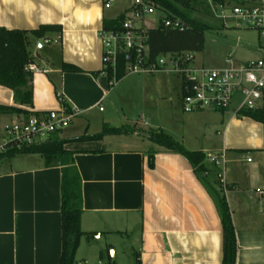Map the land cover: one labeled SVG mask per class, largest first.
Instances as JSON below:
<instances>
[{"label": "crops", "instance_id": "crops-1", "mask_svg": "<svg viewBox=\"0 0 264 264\" xmlns=\"http://www.w3.org/2000/svg\"><path fill=\"white\" fill-rule=\"evenodd\" d=\"M123 1L113 0L107 8L103 0H0L3 28L61 27L33 40L32 53L40 56L33 70V106L23 108L58 114L64 100L78 112L59 137L68 141L65 148L74 153L82 180L80 222L87 235L76 264H222L219 192L232 214L236 264H264V123L233 109L185 112L178 75L175 84L126 82L128 75L110 82L103 73L101 32L105 19L130 14L134 1ZM144 21V30L153 28H145ZM62 63L79 71H62ZM0 104L18 106L13 91L2 85ZM258 105L264 108V92ZM18 118L0 115V143L5 126ZM105 125L135 131L76 140L100 133ZM148 130H163L186 149L205 153L208 171L198 175L181 154L145 137ZM220 151L227 155L226 191L212 161ZM61 187L62 167H47L41 155L0 161V264H59Z\"/></svg>", "mask_w": 264, "mask_h": 264}, {"label": "trees", "instance_id": "trees-1", "mask_svg": "<svg viewBox=\"0 0 264 264\" xmlns=\"http://www.w3.org/2000/svg\"><path fill=\"white\" fill-rule=\"evenodd\" d=\"M113 0H103L104 4ZM134 1V0H133ZM156 6V11L164 15L159 25L145 30L148 46V65H153L157 59L164 54L180 56L187 53H196L203 50L205 33L213 30L216 26L207 21L195 17L197 4L200 1L208 2V11L213 6L225 4H243L241 0H149ZM127 15L123 14L115 19L104 20L103 30L123 31V23ZM179 19L184 24V29L167 28L165 20ZM218 23L222 20L215 18ZM61 31L60 26H41L35 30H8L0 26V85L9 88L14 93V100L18 106H7L0 104V115L13 114L28 117L38 114L30 109L23 108L33 106V76L31 66L35 64L32 53L34 39H44L48 34ZM130 52L122 49L117 55V65L114 69L111 64H104L103 73L107 75L110 82L120 81L126 74V66L129 61ZM62 71L77 72V68L65 63L61 64ZM58 98L62 100L61 94ZM65 109L70 112L71 107L62 100ZM224 111V110H220ZM240 116L250 117L264 123V108L255 110H242ZM133 126L121 127L104 126L100 133L83 136L76 140H101L106 135H128L134 133ZM144 136L154 144L169 152L181 154L192 165L198 175L208 171L205 160L206 154L201 151H190L170 134L163 130H148ZM68 141L59 138H49L44 141L18 142L11 140L7 142L0 151V161L13 158L21 154H38L45 160L47 167H62V252L59 264H76V254L82 238L87 235L81 229V215L83 212L82 180L74 164V153L66 150ZM155 151H149L150 166L154 165ZM219 187L222 190V186ZM220 217L223 228V260L222 264H236L237 240L236 231L230 208L221 192L217 193ZM108 264H115L109 262ZM136 264H140L137 260Z\"/></svg>", "mask_w": 264, "mask_h": 264}, {"label": "built area", "instance_id": "built-area-1", "mask_svg": "<svg viewBox=\"0 0 264 264\" xmlns=\"http://www.w3.org/2000/svg\"><path fill=\"white\" fill-rule=\"evenodd\" d=\"M252 1L254 3L213 6L216 10L214 13L219 20H224L232 15L241 19L248 27L261 31V47L264 49V0ZM110 4L111 2H108L105 6L108 8ZM226 10H231V15H226ZM155 11L156 6L149 0H134L133 9L123 23L122 32L102 30L104 64H111L115 69L117 55L124 49L130 52L126 66L127 75L165 71L166 62L160 60V57L155 64L148 65L145 30L136 26V22H141L146 14H153ZM164 25L167 28L181 30L185 27L179 19H167ZM50 42L51 40L45 39V43ZM171 56L172 72L183 80L182 106L185 112L205 109H233L235 114L239 115L242 110L259 108L258 104L264 92V58L247 61L239 67L206 69L194 65L192 53L178 57ZM226 62L232 64L233 60L228 58ZM34 69L35 66L32 65L31 70ZM77 114V110L71 109L68 112L65 107L58 114L34 113L28 117L18 118L17 121L5 126L3 136H10L12 137L11 140L29 144L55 138L56 134L70 125ZM7 142L9 141L4 139L0 143V151L3 150ZM212 161L219 168V182L224 189L223 191H226L227 184L224 180V168L227 161L226 151L213 154ZM261 194L264 195V190L261 191Z\"/></svg>", "mask_w": 264, "mask_h": 264}, {"label": "rangeland", "instance_id": "rangeland-1", "mask_svg": "<svg viewBox=\"0 0 264 264\" xmlns=\"http://www.w3.org/2000/svg\"><path fill=\"white\" fill-rule=\"evenodd\" d=\"M123 2L130 4L132 0H124ZM196 8L197 11L194 14L196 18L207 21L211 25L216 26L213 30H209L205 33L203 50L192 53L194 56L193 63L196 67L224 69L228 67H239L247 61L264 58V49L261 47V31L248 27L241 19L232 16L231 10H226V15H231V17H227L218 23L215 19L216 17L214 13L216 10L212 8V11L209 13L207 1L198 2ZM162 17H164V15L159 11H155L153 14H146L144 16V27L158 26ZM136 26L141 27L142 23L136 22ZM171 58L172 56L170 54L161 55L159 58L166 62L165 71L128 75L126 82H129L130 80H139L138 82H143L145 80L153 79L159 83L170 80L175 84V82L179 80L177 79L176 74L172 72L173 64ZM228 58H232V64L226 62ZM103 107L107 108V105L103 104L102 108ZM124 111L126 113L128 112L126 108ZM60 136L61 133L59 132L56 135V138H59ZM3 138L5 141H11L12 139L10 136H3L2 133L1 140H4Z\"/></svg>", "mask_w": 264, "mask_h": 264}]
</instances>
